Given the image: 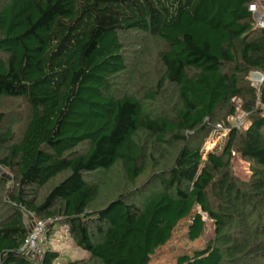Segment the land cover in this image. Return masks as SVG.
<instances>
[{
  "label": "trees",
  "instance_id": "16d2710c",
  "mask_svg": "<svg viewBox=\"0 0 264 264\" xmlns=\"http://www.w3.org/2000/svg\"><path fill=\"white\" fill-rule=\"evenodd\" d=\"M253 1L0 0V166L13 174L11 189L0 174V264L62 257L53 244L39 259L19 252L26 213L58 218L49 235L62 223L90 254L63 264H151L180 225L200 239L203 215L214 236L176 264H264V82L251 79L264 72V29ZM237 102L246 125L204 159ZM116 167L124 183L106 198L90 178Z\"/></svg>",
  "mask_w": 264,
  "mask_h": 264
},
{
  "label": "rangeland",
  "instance_id": "374dc122",
  "mask_svg": "<svg viewBox=\"0 0 264 264\" xmlns=\"http://www.w3.org/2000/svg\"><path fill=\"white\" fill-rule=\"evenodd\" d=\"M153 48V51L151 52V60L146 58L144 61V68L150 69L155 66L154 58L153 56H156V49L157 46H155V43L151 45ZM137 52L139 55L144 53L142 50L137 47ZM155 51V52H154ZM146 53V52H145ZM138 55V56H139ZM145 73V71H143ZM155 72V71H154ZM257 72H253L252 75H254ZM238 103V114L235 116L230 117L229 123L230 126H225V123H219L217 124L215 130L206 138L204 144H203V158H206V155L212 151H215L217 149H221L222 145L224 144L226 140V136L229 133V127L237 126L238 121L242 122L241 126H237L239 128H242L247 123V114L240 112V104ZM17 104L15 105V107ZM23 112L24 117H27V112L24 110ZM21 127L17 128V132L20 130ZM2 167L0 166V174H3L1 171ZM233 170L234 173L240 177L243 180H248L251 176L250 172V165L248 162L242 160L240 156L237 153H234L233 156ZM146 176V175H145ZM10 184L8 185V188L11 189V184L13 181V178H10ZM90 179L98 180L103 186H105V190L103 192L104 196L106 198H112L116 192L115 189L112 190V188H115L117 184H123V174L121 173V169L116 167L114 170L111 171V173H100V174H93ZM106 188H110L111 191L108 192ZM204 219L206 221V230L204 235L195 241H190L187 238V229L185 224L180 225L179 228L176 230L174 238L172 242L163 247L158 251L156 256L153 258L151 264H176L177 257L180 254L183 253H189L194 251L195 249H202L207 244L208 240L214 236V222L209 219L207 215H203ZM58 219H54L56 221ZM25 222H27V218H25ZM49 243L50 245L53 244V247L55 250H58L61 254V258L59 259L58 263L56 264H63L67 261H76L81 259H86L89 257V252L87 250H84L82 248L77 247L72 239L69 237V232L67 226L63 225L62 223H56L55 224V231L54 234L49 235Z\"/></svg>",
  "mask_w": 264,
  "mask_h": 264
},
{
  "label": "built area",
  "instance_id": "2783aa9c",
  "mask_svg": "<svg viewBox=\"0 0 264 264\" xmlns=\"http://www.w3.org/2000/svg\"><path fill=\"white\" fill-rule=\"evenodd\" d=\"M250 11L256 20L258 27L264 29V0H254L250 6ZM252 85L259 88L264 82V72H257L251 76ZM242 122L238 121L237 126H241ZM236 126V127H237ZM239 128V127H238ZM6 176L13 178V174L7 168L1 170ZM27 218V224L30 226L29 235L19 252L31 258L39 259L47 250L49 243V227L55 222L54 218L51 220L38 219L34 215L24 214V219Z\"/></svg>",
  "mask_w": 264,
  "mask_h": 264
}]
</instances>
